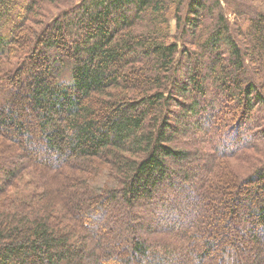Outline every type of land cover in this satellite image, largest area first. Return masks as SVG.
<instances>
[{
  "label": "trees",
  "instance_id": "obj_1",
  "mask_svg": "<svg viewBox=\"0 0 264 264\" xmlns=\"http://www.w3.org/2000/svg\"><path fill=\"white\" fill-rule=\"evenodd\" d=\"M3 134L0 264L263 254L264 0H0Z\"/></svg>",
  "mask_w": 264,
  "mask_h": 264
},
{
  "label": "rangeland",
  "instance_id": "obj_2",
  "mask_svg": "<svg viewBox=\"0 0 264 264\" xmlns=\"http://www.w3.org/2000/svg\"><path fill=\"white\" fill-rule=\"evenodd\" d=\"M3 97H7V94H2ZM23 101H26V99L24 98ZM26 114L25 117L28 119V122L31 121V119H35L34 116H32L31 112L27 109L26 110ZM36 120V119H35ZM2 129V128H1ZM2 130H6L5 128ZM6 132V131H5ZM7 135L3 134L1 135L0 139L2 141L5 142V140L7 139ZM4 144V143H3ZM1 149V153L4 154V152H7V149H3V146H0ZM10 150V149H9ZM8 150V151H9ZM40 150V149H39ZM37 168L39 170H41V172H47V169L50 168H44L42 166ZM262 191L263 192V188L257 189L254 187H251V189H249L248 191H244L245 193L241 192L240 193V198L238 200V205H237V210L238 213L239 211H244L247 210L248 207H251L253 205H255L257 203L258 200V192ZM52 197V200H56L57 199V195L51 191L50 192ZM248 196V197H247ZM250 197V198H249ZM256 199V200H255ZM242 215V214H241ZM221 219L218 220L220 226L218 229H220L216 234L218 233L219 237L223 238L222 243H220V246H217L214 248L212 256L205 258L204 264H231L232 263V256L229 259H226L223 254L221 253V246H228L229 245V239H236L235 237H237L239 240V244H240V250L239 252H237L235 254V257L238 259V264H264V253H259L255 246L251 243L250 241V237L251 234L249 235L247 233L248 230H246V228L244 227H240L237 222L235 221L236 217L232 214V217L229 214H221ZM235 217V218H234ZM240 217V216H239ZM215 225H217L216 223H214ZM262 231L264 232V230H259L257 231L259 233L260 238L264 239V237L262 236Z\"/></svg>",
  "mask_w": 264,
  "mask_h": 264
}]
</instances>
